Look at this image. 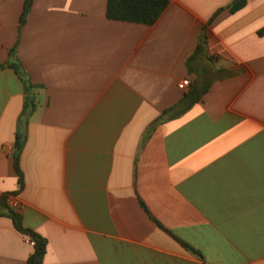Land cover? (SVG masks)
<instances>
[{
  "label": "crops",
  "instance_id": "obj_1",
  "mask_svg": "<svg viewBox=\"0 0 264 264\" xmlns=\"http://www.w3.org/2000/svg\"><path fill=\"white\" fill-rule=\"evenodd\" d=\"M233 2L170 0L145 26L108 0H34L12 58L26 0H0V198L44 264H264V0L218 14ZM207 69L202 101L158 122ZM7 213L0 264H28Z\"/></svg>",
  "mask_w": 264,
  "mask_h": 264
},
{
  "label": "trees",
  "instance_id": "obj_2",
  "mask_svg": "<svg viewBox=\"0 0 264 264\" xmlns=\"http://www.w3.org/2000/svg\"><path fill=\"white\" fill-rule=\"evenodd\" d=\"M248 3V0H234L227 8H224L218 12L229 10L232 13H237L244 9ZM34 0H26L23 13L20 17L19 24V37L16 46L11 50L10 56L12 58L16 57L17 49L20 43L21 32L25 26L30 13L32 12ZM170 4V0H108L107 5V18L111 21L125 22L130 24H139L145 26L155 25L161 16L164 14L166 9ZM217 16V15H216ZM207 27L204 28L202 36L198 47L195 51L194 56L190 61L194 60L198 56L206 54L208 50V39H207ZM260 35H264V30L260 32ZM3 66H0V68ZM8 67L15 70L16 73L24 80L26 77L24 72L21 69L19 62L10 63ZM225 76H232L233 73L227 70H222ZM198 78L195 82L190 85L189 91L185 94L183 100L176 107H173L165 111L158 122H165L177 119L191 110L196 104L200 103L204 96L208 93L211 88L212 80L208 81L203 77L208 75L207 71L203 70V74H197ZM26 86V92L29 94V91L35 87H38L32 84L29 80H24ZM26 101H29L27 98ZM28 107L26 103V108ZM26 139L22 134H17L15 149H14V161L15 169L20 178V185L23 186V172L21 170V156L25 146ZM16 194H8L0 198V207L7 210V215L14 222L15 228L22 235L28 237L30 241L34 244V253L28 260V264H44V260L47 254L48 242L37 232L28 229L24 226L22 216L15 212L8 204L9 197H14ZM185 245V244H184ZM186 246V245H185Z\"/></svg>",
  "mask_w": 264,
  "mask_h": 264
},
{
  "label": "built area",
  "instance_id": "obj_3",
  "mask_svg": "<svg viewBox=\"0 0 264 264\" xmlns=\"http://www.w3.org/2000/svg\"><path fill=\"white\" fill-rule=\"evenodd\" d=\"M191 85V82L190 80H184L180 85H179V88L181 90H187Z\"/></svg>",
  "mask_w": 264,
  "mask_h": 264
},
{
  "label": "rangeland",
  "instance_id": "obj_4",
  "mask_svg": "<svg viewBox=\"0 0 264 264\" xmlns=\"http://www.w3.org/2000/svg\"><path fill=\"white\" fill-rule=\"evenodd\" d=\"M206 71L208 72V75H207V76L209 77V76H210V70L207 69ZM210 78H211V77H210Z\"/></svg>",
  "mask_w": 264,
  "mask_h": 264
}]
</instances>
